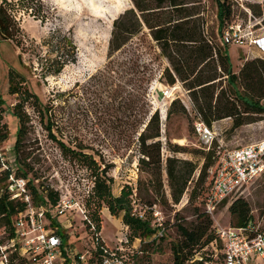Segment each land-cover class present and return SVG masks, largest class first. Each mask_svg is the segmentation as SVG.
<instances>
[{"label": "trees", "instance_id": "obj_1", "mask_svg": "<svg viewBox=\"0 0 264 264\" xmlns=\"http://www.w3.org/2000/svg\"><path fill=\"white\" fill-rule=\"evenodd\" d=\"M24 11H34L30 0H20ZM217 5L218 33L221 37V45L212 41L205 35L204 30L196 25L193 15H186L178 6L184 4L179 0H135L136 9L126 10L112 26L111 37L108 46V62L105 69L90 78L88 85L76 84L72 93H57L54 98L44 102L36 94L28 83L27 76L10 67L8 80V93L17 97V103L6 108V100L0 93V150L2 145L8 141L9 126L4 122V115L9 110L10 115L18 121L15 143L12 150L15 169L8 167L1 172L0 176V225L4 228L9 238L16 234V220L26 210V204L20 200H12L8 190L7 182L10 176L15 179L27 181L33 204L39 208L56 205L59 193L53 189L39 185L42 175L35 169L39 164L32 152L28 142L35 129V123L48 133V137L57 144L65 159L79 164L90 172L94 188L86 201L88 216L95 225L96 232H101L103 221L100 212L105 206L114 217L122 219L123 226L128 227V238L131 244L136 240L142 243L155 241L157 229L152 218L155 201L152 196L143 198L142 181L139 182L137 199L144 204V218H140L134 203V190L130 187L122 189L120 195L112 192L113 179L109 176L111 166L106 164L100 157L98 160L94 154L88 153L90 148L82 142L76 145L67 144L57 134L64 135L63 130H79L82 117H76L73 112L69 96L73 95L78 100H88V112L92 115L89 121L94 128L103 130H134V138L138 142V163L142 172L151 176V185L154 193L158 194L162 189V128L161 115L158 110H153L149 102V89L157 77L155 61L157 58L146 59L141 50L143 45L135 46L134 38L144 33V28L150 30L151 39L157 43L160 55L166 58L170 64L162 71L160 80L165 78L167 84L173 86L177 80L185 83L191 93L198 91L203 93L214 87L219 78L218 69L226 77L229 87V105L220 106L221 98L226 97L223 92L215 106L207 105V110L200 107L204 116V122L211 127L213 120L224 117H235L238 115L260 116L264 115V58L257 57L248 59L240 69L239 74L233 72V65L229 55V46L224 44L223 37L228 30L232 15L229 0H214ZM166 3L169 6H164ZM7 0L0 4V36L7 41H16L19 28L16 20L9 10ZM177 9L181 13L173 18L171 10ZM138 12L140 14H138ZM263 13H256L262 16ZM169 15V16H168ZM264 22V21H263ZM76 59V48L72 41L67 47L58 52L56 58L49 63L42 64L43 75L59 74L66 63ZM21 63L22 60L19 58ZM48 62V61H46ZM42 63H44L42 61ZM193 95V94H192ZM227 98V97H226ZM194 101L197 98L194 97ZM177 105L179 110H176ZM186 114V108L174 100L169 108L167 118L175 113ZM101 114V116L99 115ZM106 114L108 117H104ZM197 153L204 158V164L200 168L196 184L192 190L191 200L198 196L201 191L203 212L196 209V220L188 226L178 225L180 240L171 246L173 264H187L196 252L202 251L211 242L217 240L215 231L212 230L213 220L204 211V198L211 184L210 170L217 162L215 147L210 151L203 148ZM176 153L184 151V148L176 146ZM0 156V170L5 163ZM166 170L171 188V199L178 204L183 197L188 184L195 174L198 166L192 162L178 161L174 158L166 160ZM187 165L189 171L178 168ZM158 185V186H157ZM159 187V188H157ZM201 187V189H200ZM165 203H168L164 196ZM134 202V203H133ZM94 207V210L91 208ZM233 227H245L255 220L250 204L245 199H237L229 207ZM51 219L50 228H53L63 238L67 246L69 235L65 232L57 218ZM90 225H87L89 229ZM100 243L97 254L100 255ZM92 248V247H91ZM139 253V252H138ZM137 254H134V259ZM203 256V255H202ZM206 260L211 257L203 256ZM216 264V263H215Z\"/></svg>", "mask_w": 264, "mask_h": 264}, {"label": "rangeland", "instance_id": "obj_2", "mask_svg": "<svg viewBox=\"0 0 264 264\" xmlns=\"http://www.w3.org/2000/svg\"><path fill=\"white\" fill-rule=\"evenodd\" d=\"M7 1L9 5H6V8L14 16L20 30L17 37L20 45H16V41H7L0 36V93L6 100V108L17 103V97L8 93L10 67L27 76L29 87L44 102L50 98L59 100L54 98L55 94L72 93L76 84L88 85L92 76L105 69L114 20L126 10L136 9L138 11L135 0H30L34 8L33 12L24 11L20 0ZM139 1L144 3V0ZM1 2L2 0L0 4ZM179 3L184 4L178 6L177 8H181L178 10H183L186 15H193L191 18L196 20V25L204 30L205 35L221 45L215 1L179 0ZM229 4L232 10L230 25L235 28L240 27L242 34L264 36V0H229ZM164 6H169V4L166 3ZM176 10H171L170 15H174L173 18H177L176 13H181ZM256 13L263 14L257 16ZM144 33L134 38V44L135 46L143 45L141 50L145 53L146 59L157 58L155 61L157 77L149 89V102L154 111L160 112L162 122L163 186L160 192L154 193V186L150 183L151 176L140 169L139 148L134 138V130L94 128L86 120L92 117L88 112V100H78L73 95L69 96L73 112L76 117H82V121L79 123V130H63L64 135H57L73 146L76 142H82L90 148L87 150L88 153L94 154L98 160L102 157L106 164L111 166L109 176L113 179L112 192L114 195L118 196L122 189L130 187L134 190V199H137L139 182L142 181L143 198L152 196L151 200L156 203L152 214L153 221L155 220L154 212H160L165 232L162 237L158 236L153 242L150 240L145 243L140 240L134 242V253L137 254L135 264H173L171 246L180 240L178 225L188 226L194 222L197 208L203 212L201 191H198L196 199L191 200L199 170L204 164L203 156L197 153L202 149L195 134L194 125L197 120H204L200 107L205 108L206 113L209 114L207 105L212 103L215 106L223 92L227 93V98H221L220 106H224L221 109L229 105L227 101L229 100V87L220 69H218L219 78L213 82L214 87L203 93L198 91L191 93L185 83L180 80H177L173 86L168 85L165 78L160 80L162 71L170 64L160 55L157 43L151 39L150 30L147 27L144 28ZM70 41L76 48V59L69 61L70 58L67 57L59 74L43 75L42 64L49 63V60L56 58L58 52H61V49L64 50ZM257 49L249 43L242 47L236 44L230 45L229 55L233 72L239 74L247 59L256 58L259 50ZM261 55L264 57L262 53ZM194 97L197 101H194ZM174 100H178L186 108L187 113L178 112L167 118ZM179 106L177 105L176 110H179ZM103 116L108 117L106 114ZM4 122L9 126L10 136L0 150L1 160L5 163L0 170V176L7 166L15 169L12 150L18 121L10 115L8 110L4 115ZM211 127L216 133L217 144H222L227 149L247 146L264 140V115L224 117L220 120H213ZM35 129L28 145L32 156L39 161V164L34 166L42 175L39 181L41 189L45 187L59 194L62 191L70 193L74 200L86 204L92 188L93 178L90 172L79 164L65 159L57 144L48 137V133L38 123H35ZM176 146L184 148V151L174 152ZM168 158L192 162L198 166L178 204H174L171 199V188L165 163ZM178 168L189 171L190 167L179 165ZM164 196L168 203H165L162 198ZM239 198L248 201L252 210H258L255 218L260 220L261 211L264 208V177L250 186L243 196L229 198L218 208L215 215L211 216L213 231L217 227L234 226L229 207ZM143 204L139 199L135 200L134 205L138 212H144ZM91 209L94 210V207ZM100 215L103 221L104 242L114 248L121 238L122 219L112 216L105 206ZM82 217L81 211L75 209L67 217L57 218L69 235V244L79 253H85L91 249ZM261 222L264 224V218ZM211 254H213L211 247L202 251L203 256L210 257ZM218 263L219 261L216 260V264Z\"/></svg>", "mask_w": 264, "mask_h": 264}, {"label": "built area", "instance_id": "obj_3", "mask_svg": "<svg viewBox=\"0 0 264 264\" xmlns=\"http://www.w3.org/2000/svg\"><path fill=\"white\" fill-rule=\"evenodd\" d=\"M224 44L242 47L249 43L264 55V36L242 34L240 27L230 26L223 37ZM195 134L201 148L210 151L215 147L217 162L211 168V184L204 198V211L214 216L218 208L232 197L243 196L250 188L264 177V140L255 144L227 149L217 144V136L212 127L202 119L195 122ZM8 190L12 200H20L26 204V210L16 220V234L9 238L0 226V264H135L134 246L128 238V227H122L121 238L116 247H110L102 237V231L96 232L95 225L89 219L86 204L74 200L70 193L62 191L53 207H35L27 181L9 178ZM94 188L88 194L91 195ZM78 209L82 213L83 226L90 239L91 249L85 253L76 252L72 246L65 244L64 238L50 228L51 218L67 217ZM258 210H252L255 215ZM145 212H139L144 218ZM261 219H256L245 227H217V240L208 247L213 249L211 260L206 261L202 251L196 252L187 264H264V208ZM156 238L165 232L163 217L154 212ZM87 225H90L87 229ZM101 253L97 254L100 243Z\"/></svg>", "mask_w": 264, "mask_h": 264}, {"label": "crops", "instance_id": "obj_4", "mask_svg": "<svg viewBox=\"0 0 264 264\" xmlns=\"http://www.w3.org/2000/svg\"><path fill=\"white\" fill-rule=\"evenodd\" d=\"M258 50V49H257ZM256 58L257 57H261V58H264L262 55H261V52L258 50V52H257V55L255 56ZM248 60V59H247Z\"/></svg>", "mask_w": 264, "mask_h": 264}]
</instances>
